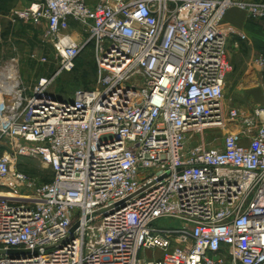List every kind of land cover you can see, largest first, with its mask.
Here are the masks:
<instances>
[{
    "label": "built area",
    "instance_id": "obj_1",
    "mask_svg": "<svg viewBox=\"0 0 264 264\" xmlns=\"http://www.w3.org/2000/svg\"><path fill=\"white\" fill-rule=\"evenodd\" d=\"M230 7L264 21V0H41L18 13L46 22L56 67L31 87L15 63L0 71V185L27 192L0 197V264H264V90L249 114L224 104ZM89 45L95 87L59 98L52 84ZM214 128L219 147L193 140ZM22 155L53 178L13 170Z\"/></svg>",
    "mask_w": 264,
    "mask_h": 264
},
{
    "label": "rangeland",
    "instance_id": "obj_2",
    "mask_svg": "<svg viewBox=\"0 0 264 264\" xmlns=\"http://www.w3.org/2000/svg\"><path fill=\"white\" fill-rule=\"evenodd\" d=\"M17 8L19 11L23 10L19 0H0V71L9 63L10 68L15 63L19 67L18 75L21 81L26 87H31L40 76L51 75L56 67V58L46 34L44 20L31 18L23 21V18H20L19 33L14 31L11 17ZM239 10L245 15L244 26L240 29L233 28L235 31L228 34L227 60L229 69L225 76L223 101L225 106H234L249 114L263 101L264 64L259 62V58L264 55V21L251 19L243 10ZM28 25L29 38L26 33ZM237 30H242L245 38L240 37L239 32L241 31ZM28 42L30 44L29 52ZM41 57H45L46 61H41ZM96 76L92 49L87 47L79 55L75 68L58 76L52 84V89L59 98H69L77 89L95 87ZM201 135H198L197 138L194 137L193 140L203 143L207 148L221 145L223 135L221 130L208 129L203 132V138ZM5 152L11 153V150L7 144L2 143L0 144V154ZM12 169L41 182L50 181L53 178L52 171L36 156H18ZM3 191H13L15 196H18L12 198L15 200L21 199L19 197L27 194L23 187L12 183L9 186L0 185V192ZM178 224L175 220L162 219L155 225L157 227H175Z\"/></svg>",
    "mask_w": 264,
    "mask_h": 264
},
{
    "label": "crops",
    "instance_id": "obj_3",
    "mask_svg": "<svg viewBox=\"0 0 264 264\" xmlns=\"http://www.w3.org/2000/svg\"><path fill=\"white\" fill-rule=\"evenodd\" d=\"M38 1H41V0H19V2L21 3V7L23 9L27 8L32 2H38ZM97 1L98 0H87L88 4H90V5H93ZM18 8L13 11L11 20L14 23V31L19 33V30H20V22L19 21H20L21 17L18 15V13L20 12ZM244 18H245V15L237 7H230L225 13L224 20H223V25L231 26L232 28H236V29H238V28L240 29V28H242L244 26ZM23 21H24V19H23ZM28 22L30 23V21H28ZM70 23H71L70 33L74 37H77L78 36L77 35L78 34L77 33V24L74 21H72V20L70 21ZM44 26L46 28V22L45 21H44ZM27 27L28 28H27V32L26 33H28V38H29V36H30L29 25ZM237 31H241L240 33H243L242 30H237ZM18 39H20V38L18 37ZM23 41L25 42V39ZM29 48H30V44L28 42V52H29Z\"/></svg>",
    "mask_w": 264,
    "mask_h": 264
},
{
    "label": "bare ground",
    "instance_id": "obj_4",
    "mask_svg": "<svg viewBox=\"0 0 264 264\" xmlns=\"http://www.w3.org/2000/svg\"><path fill=\"white\" fill-rule=\"evenodd\" d=\"M1 71H4V70H1ZM4 73H6V72L4 71ZM197 136L198 135H195L196 138H197ZM201 137L203 138V134L201 135ZM0 197L13 198V197H18V196H15V193L13 191H3V192H0ZM19 198H22V197H19Z\"/></svg>",
    "mask_w": 264,
    "mask_h": 264
},
{
    "label": "water",
    "instance_id": "obj_5",
    "mask_svg": "<svg viewBox=\"0 0 264 264\" xmlns=\"http://www.w3.org/2000/svg\"><path fill=\"white\" fill-rule=\"evenodd\" d=\"M10 252H17L16 250H10Z\"/></svg>",
    "mask_w": 264,
    "mask_h": 264
},
{
    "label": "trees",
    "instance_id": "obj_6",
    "mask_svg": "<svg viewBox=\"0 0 264 264\" xmlns=\"http://www.w3.org/2000/svg\"><path fill=\"white\" fill-rule=\"evenodd\" d=\"M88 47H91V46L89 45ZM77 59H78V58H77ZM77 59H76V61H77ZM75 66H76V64H75ZM45 182H47V181H45Z\"/></svg>",
    "mask_w": 264,
    "mask_h": 264
}]
</instances>
